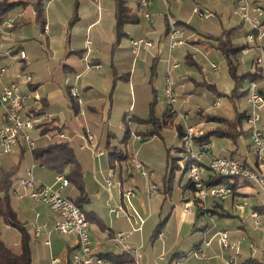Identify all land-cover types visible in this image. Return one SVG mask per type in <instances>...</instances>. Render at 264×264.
I'll return each instance as SVG.
<instances>
[{"label": "crops", "instance_id": "obj_1", "mask_svg": "<svg viewBox=\"0 0 264 264\" xmlns=\"http://www.w3.org/2000/svg\"><path fill=\"white\" fill-rule=\"evenodd\" d=\"M7 1L27 2L26 6H29L30 3L29 0ZM51 1L52 0H48V3L50 4ZM137 1L138 0L135 2V8L133 7V10L137 9L141 13L142 17L149 21L151 19V14L148 9V2L146 4V9L145 6H138ZM253 1L261 4L257 0ZM94 3L95 2L93 1L92 4L95 5V7H93V11H90L88 8L79 9L74 11V13L69 12V10L54 11L52 14L54 22L64 26L62 27L64 28L62 44L60 43V45L53 48L51 60H53L54 55H56V60H54L55 62L52 64L47 62L43 72H39L40 75L37 74L36 76L33 75V72L29 71L27 64L29 55H27L20 43L23 38L22 33L25 31V28H29V26L31 29L34 28L32 26V22L35 21V18L32 16L31 12L24 13L25 9H20L21 7L19 6H17L15 12H11V10L4 13L14 19L11 24H7L5 20L6 18L0 17V57L6 58L8 54H16L19 50L25 52V57L22 59L19 58V65L17 64L12 70H8L5 74L0 76V91L4 85L15 79L18 74L24 72L23 70L28 71V74L31 75V82L27 85V89L32 91L33 96L40 99V109L48 115L50 120H53V124L55 126L61 128L63 133L65 132L64 124L60 123L57 117L49 113L53 106L60 104V107H69L74 114L81 112L83 115H86V112L88 111V115H91L92 118H95L97 111L101 109L103 112L102 124L105 123L106 126H109L110 117L113 113L118 115L119 118L121 115L125 114L126 110L125 105L118 101L119 94L116 90L117 83L119 85H124L127 88L129 95L131 94V89L133 88L134 90V88L138 86L139 89L136 92L139 102L138 106L140 110H144V108H148L151 101L155 99V92L157 87H159L158 84L160 80H162V74L165 70L167 73L168 69L167 61L170 59L169 53L172 51V49H168V46H166L168 44L166 31L169 24H166V29L164 30L165 32H163V35L161 36L164 41L162 40L158 45L155 44L154 39L152 40L147 38L153 41V46L151 48L147 49L142 46L134 47L130 40L138 38H134L130 35L129 37L128 34H138L136 29H141L144 27L145 23L139 21L140 19L137 18V22L133 23L135 24L134 26L126 24L124 27L126 35L117 41L114 30V9L106 12L98 9V6L96 5L98 3ZM144 10L148 12L149 17H145L143 15ZM71 14L72 20L69 22ZM48 16L49 14L47 15V18ZM74 16L75 18L73 19ZM261 20L264 21V17ZM54 22L51 21V19H48L47 21L45 20L44 26H40L41 31L45 34H49L51 31L50 27L53 28V26H56ZM35 23L37 22L35 21ZM150 25L152 26V22ZM242 25L243 24L241 23L238 29V26H233L228 29H220L221 31L219 32H217L218 30L212 32L207 31L200 37L194 36L193 31L188 32L187 30L185 31L181 28L183 30V38L185 39V44L181 46L189 47L194 50L202 48L204 49L205 55L211 54L214 51L220 54L222 59L220 60L221 63H223L224 68L221 70V74L215 75L214 79L216 81L213 82V85H215L214 87L216 91L226 95L231 92L232 88H234V83L231 81L229 76L224 56L221 54V51L215 47V42L212 39L209 40L208 37L220 36V34L224 31H227L230 32V38L232 41L234 43H239L240 41H237V38H239L238 36L240 34L242 36V34H245L247 30L244 29V31L241 32ZM185 32L188 33L186 36ZM147 33H153V31L150 30L147 31ZM49 38L51 39L50 35ZM139 38H141V36ZM241 44L244 45L243 42ZM177 47L173 49H176ZM251 51L252 54H250ZM251 51L248 53H242L240 51L239 54L235 56V58L238 59V62L236 61L238 70L239 66H244L246 59L251 60L253 68L256 67L254 64V58L257 55V49L252 48ZM175 52H178L179 56L184 57L187 53V48L184 50L178 49L175 50ZM147 54L152 59V69H154V73H147V66L149 64L145 58V56H148ZM30 58L32 57L29 56V59ZM0 64L6 65L5 60H0ZM95 64H99L100 66L95 67ZM54 71H56V75H58L61 82L55 81L53 77ZM171 71L175 72L173 77H176L177 79H184V73L181 76V72L180 70H177V68H172L169 71V74H171ZM160 72V80H158L156 77ZM221 79L225 82L224 87H222L223 89L220 88ZM110 83H113V89L109 88ZM72 85L78 89V94L82 99L81 106L75 104L74 99L70 97L68 87ZM79 89H81V91ZM258 89L264 92V75L258 81ZM135 99L136 98H134V101L130 102L127 107L130 108L132 107L131 105H133L132 111L137 105V101ZM35 103L36 101L33 103V100H31L30 105L34 106L36 105ZM178 113L179 112L176 111V113L171 117L173 118L177 116ZM127 117L125 127L128 129L129 122L137 124L138 122H136V120L142 119L135 114L130 116L132 121L129 116ZM182 117L184 122L183 125H180V128H184L185 125H190L186 121L187 116L182 115ZM198 119H200V117ZM216 123L217 122L215 121L209 122L208 124L214 125ZM196 126V130L203 133L217 127H204L201 119L198 120ZM36 132L38 131L36 130ZM52 133L54 132L49 131L45 134L49 136L48 140L50 139ZM106 133V139H108L112 133L110 131ZM124 135L125 129L118 145L115 142L110 141H108L105 145L106 147L107 145L111 146L113 150L120 151V155H122L121 158H116L117 155L110 156L108 153L106 155L104 152L102 154L94 153L92 148L102 149L100 141L95 142V140H92L91 149L78 148V151H76L72 146L75 156L82 168V187L86 199H80L79 201L80 204L85 203L88 207L83 210L89 217L88 229L93 251L101 256H105L106 254L121 253L123 250L113 239L114 234L117 232H129L131 229L133 230L129 235H127L126 242L133 248L142 249L140 257L138 258L139 260L136 264H159V261H164L163 264H170L171 259L175 256V254L178 255L185 253L190 248L198 244L203 236L209 240V244L203 247V252L212 251L210 248L211 241L215 239V233L220 230H206V220L203 217L201 210H199L196 205L193 204L190 206L189 213H185L183 211L184 205L188 202H192L197 195V189L188 187V178L186 183L183 182L180 184L182 176L186 174V172L181 169V166L184 163L183 159H179V164L176 163L179 168L176 169L178 170L177 183L179 188L172 187L173 182L171 179H168L167 181L163 179L162 183H160L162 188H155V181L151 179V177L147 179V176L146 179L142 178L138 173L139 171H137L138 169L132 164L130 167H133L134 173L140 177L136 180L131 173L128 176V180L126 179L127 175L123 172V168L128 167L127 163L131 162L130 157L132 154L137 153V159L141 162L143 167L144 165L145 167L148 165V161L140 155L142 147L147 142H140V144H137V149H135V140L132 138L133 140L129 146L127 145ZM246 135L249 139L248 133ZM209 139L211 142L212 136ZM66 140H68V138ZM45 145L46 144L43 146ZM248 146L251 151L250 139ZM35 148H37L36 144ZM177 148L180 147L178 146ZM12 153L17 155L19 160L17 161V164L14 163L9 167H16L14 175L15 179L10 190V204L16 212L18 220L24 224L29 234L31 264H71L69 261V253L75 245V238L72 235H59L51 231L48 232L51 230L57 216L54 215V213L45 204L32 199L28 195L29 189L25 188L20 182V180L25 176V170L27 169H19L20 160L26 153L23 143L18 142V144L13 147ZM180 153L181 152H179V155H176L174 158L176 159L182 157ZM226 153L228 152L221 151L220 153H217L213 150L212 146L210 148V155L212 156H233L232 154ZM30 155L32 161L31 165L34 164L33 175L35 180L43 184H54L56 172L47 169L44 166L36 165L32 159V152H30ZM236 158L249 166L256 165L255 157L254 159L252 158V161L251 159H248L247 156ZM201 162L205 164L206 160L201 158ZM0 170L8 169L0 167ZM49 171H51L53 175V181L45 180L44 176L48 174ZM151 172L152 171H148L147 175L149 176L150 174L151 176ZM170 175L172 176V173H170ZM110 176L112 178L116 176V178L113 179L115 182L114 185L110 181L111 185L108 188L105 185V179ZM206 177L207 175L204 176V178ZM232 181V183L227 182L228 185L233 187V194L229 198L215 199L210 196H206L204 198L205 205L210 210L212 218H214V216L217 218L233 216L240 218L241 220V216L243 215L241 212L243 209L242 203L251 197L255 191L257 192L259 190L244 180L234 178ZM69 186L70 183L66 186V188ZM66 188L61 191L64 195H66V197L67 195H71L73 198H78L79 191L75 185L69 190ZM129 188L133 191V195H131L129 201H127L122 196V193ZM109 206L123 207L126 212L130 214V219L123 216L115 218L113 214L109 212ZM262 207L263 205H253L250 207V210H256L260 216V214H264V208ZM134 211L141 217V223H139L133 215ZM96 218L100 220L102 226L97 223ZM246 219L247 218H245V220ZM43 223H45L46 226L41 227ZM39 227H41V234L40 236L35 237L34 230ZM157 228V231L162 233L160 237L157 235L158 232L155 233ZM238 228L240 229L237 230L242 232V229L245 227L239 225ZM249 230H254L252 235L247 234L252 240L251 244L253 247L249 248V246H243L240 248L238 254L235 256L237 264H264V221L260 222V224L258 222L257 224L252 218L251 228H249ZM207 233H212L209 238L207 237ZM19 238L20 234L18 235L17 242H19ZM0 239L5 242L2 238ZM45 239L49 240V244H44L43 241ZM17 242H15L16 246L18 245ZM6 244L9 245L8 243ZM181 246L185 249H182ZM159 255H163V259H160Z\"/></svg>", "mask_w": 264, "mask_h": 264}, {"label": "rangeland", "instance_id": "obj_2", "mask_svg": "<svg viewBox=\"0 0 264 264\" xmlns=\"http://www.w3.org/2000/svg\"><path fill=\"white\" fill-rule=\"evenodd\" d=\"M36 0H29V6H26L23 10L24 13L31 12L32 16L35 18V12H34V5L33 3ZM92 0H52L51 3H48V0H45V9H44V17L47 21L48 19H51V21L54 22V18L52 14L54 11H67L73 12L77 11L79 9L88 8L90 11H93V7L95 5L92 4ZM128 5L130 7L135 8V2L136 0H127ZM261 3L264 11V0H257ZM95 4V3H94ZM98 9L103 11H112L114 9V0H99ZM149 5V12L151 14V19L148 21L144 19L141 15V13L135 9V15L137 18H139V21H142L145 23L144 27L141 29H136L138 34H128V36H132L134 38L144 37L149 39H154L155 44L158 45L159 42L163 40L161 36L162 33L165 32L166 24H172L175 23L178 27L183 28L185 31L188 32H194V36L200 37L203 36L207 31L212 32L215 30H218L217 32L221 31L223 28L228 29L233 26H239L241 24V21L239 16L234 13L235 9V1L234 0H148ZM14 7L11 12H15ZM145 8L147 9V5H145ZM22 9V8H20ZM49 9V10H48ZM145 9V10H146ZM48 10V12H47ZM63 13V12H62ZM49 14L48 18L47 15ZM264 15V14H263ZM264 16H262L263 19ZM72 20V14L69 18V22ZM152 22V26L150 23ZM240 22V23H239ZM55 23V22H54ZM238 24V25H237ZM56 26H53V28L50 27L51 31L49 34H45L41 31L40 25L38 23L32 22V26L34 27L31 29L25 28V31L22 33V40L21 45L24 51L27 53L28 56V68L30 72H33L34 76L37 74L40 75L39 72H43L44 67L46 66V63H54L56 60V55H54V59L51 60V55L53 53V48L56 46L62 44V37L64 36V26L59 25L55 23ZM131 26H134L135 24H130ZM188 26V27H187ZM221 29V30H220ZM244 29H247V26L245 24L242 25V31ZM153 31V33H147V31ZM126 32V30H125ZM216 32V33H217ZM188 34L185 32V36ZM244 34V33H243ZM241 34L238 36L239 38L237 41H240L241 43L245 42L244 35ZM49 35L51 36V39L49 38ZM129 36V37H130ZM164 41V40H163ZM239 42V43H240ZM64 44V43H63ZM168 46V44L166 45ZM187 48V53L184 57L179 56L178 52H175V50H184ZM261 48L264 52V36L261 39ZM169 49V47H168ZM55 53V52H54ZM167 53V52H166ZM252 54V51L251 53ZM148 55V54H147ZM170 59H172L173 62L178 63V66L176 67L177 70H180L181 76L184 73V79H177L176 77H173L175 72L171 71L170 74V81L172 82L171 87H173L174 92L176 94V109L179 112L177 116L173 117L172 120L168 123L163 122V114H164V108H165V97H164V90L166 86V78L167 73L166 70L162 74V80H160L161 72L158 73L157 79L160 80L157 90L155 92V102L153 104V107L150 108H144V110L139 109V102H138V96L136 94L139 87H135L131 89V94L129 95L127 88L124 85H119L117 83L116 90L119 94L118 101L121 104H124L126 107L125 114L121 115L118 118V115L115 113L112 114L110 117V124L109 126H106V124H102L103 121V112L101 109L97 111V114L95 115V118H92L91 115H88V111L86 112V115H83V113L78 112L76 114L73 113L71 108L63 106L60 107V104L53 106L49 113L54 115L58 118L60 123H63L64 133L66 139L68 138V142L74 147V150L78 151V146L80 145V135L83 133L84 128H89L90 132L93 135V141L95 142L100 141V146L104 152V154L107 155L108 149L105 146L108 141L115 142L117 145L120 142V139L123 136L124 129H125V123L127 122V116H131L132 114L138 115L142 119L148 117L150 110H152L155 118L159 119L160 122V128H159V135H152L148 136L145 134L147 130H150V124H143V123H133L129 122V129L132 132L141 134L140 140L134 141V147L137 149V144H140V142H147L142 147V150L140 151V155H142L147 161L148 165L143 168H145V171H152L151 176L147 175V179L151 177L155 181V188H162L161 184L163 179L167 181L168 179H171L172 187L173 188H179V185L177 183L178 180V170L172 171V176L170 175V163L172 162L173 158L176 157V155H182L180 158L175 159V163L179 164V159L182 160L184 156L183 151H179L178 147V134L176 127L180 128V125H183V116H187L186 121L193 126V128L197 129L196 124L198 123V120L201 119V121L204 124V127H215L219 126V123H216L214 125H209V122H215L214 120H210V118L214 117H221L227 121H232L235 119L236 115L243 112L244 110H248L249 105L246 102L245 96L236 97L233 99H230L227 97V95H218L216 94L209 86V84H213L216 80L214 79L215 75L221 74V70L224 68L223 63H221V57L220 54L216 53L215 51L211 54H204V49L198 48V50H194L189 47L180 46L176 49H172V51L169 53ZM145 58L148 61L147 66V73H154L153 62L150 56H145ZM191 58V61L188 62L186 59ZM247 58V57H246ZM221 59V60H220ZM0 60L6 62L7 71L12 70L16 65H19V57L18 53L16 54H8V56L5 58L0 57ZM26 60V61H27ZM30 60V62H29ZM238 60V59H237ZM236 60V61H237ZM238 62V61H237ZM212 65H216V69L212 68ZM256 68V67H255ZM251 65V60L246 59V63L244 66H239V72H252L254 69ZM156 70V67H155ZM174 70V69H173ZM176 70V69H175ZM257 70L262 72V69L257 67ZM24 73L28 74V71L23 70ZM55 81L61 82L58 78V75H56V71L53 72ZM26 74L23 76L25 77ZM157 74V71H156ZM22 77L19 82L21 83L22 89H27V83H24V78ZM231 78V77H230ZM26 79V78H25ZM23 81V82H22ZM232 81V79H231ZM154 82V81H153ZM156 82V81H155ZM121 84V83H120ZM228 84V83H227ZM226 84V85H227ZM221 89L224 87L225 82L221 79L220 80ZM215 86V85H214ZM109 88L113 89V83L109 84ZM219 88V87H218ZM81 91V89H79ZM135 93V95H134ZM137 101V105L132 111V107L127 108L130 102ZM153 101V100H152ZM151 101V102H152ZM202 112L203 119L201 118L200 113ZM257 113L259 115L258 125L260 128H262V132L264 134V103L257 108ZM181 114V115H180ZM200 117V119H198ZM49 118V117H48ZM126 118V119H125ZM131 118V117H130ZM48 123L45 125L44 128H48L51 123L53 124V120L47 119ZM132 121V118H131ZM244 130L246 128V123L243 121L242 126ZM110 131L112 135L106 139V132ZM235 134L240 133L239 135L235 136V138H230L227 136H212V141L210 142V148L212 146L213 150L217 153H220L221 151L228 152L226 154H232L235 158L238 157H244L247 156L248 159L252 158L254 159L255 154L251 150H249V139L247 138V135L243 134L240 131V128H236L234 131ZM247 134V133H246ZM31 138L34 140L36 147L41 148L44 147V144H47L48 142V135H40L36 130H32L30 132ZM240 136V137H239ZM101 137V139H100ZM127 145L130 146L131 141L133 140L131 136L125 138ZM80 149V148H79ZM181 150V149H180ZM135 154V153H134ZM137 154V153H136ZM135 154V155H136ZM137 157V156H136ZM256 158V157H255ZM19 158L17 155L10 153H3L0 148V167H3V169H9L10 166H12L14 163L17 164V161ZM31 155L30 151L26 149V153L24 154V157L20 160L19 169L22 168H29L31 166ZM133 165V163H127V168H123V172L127 175L126 179L129 180V175L132 173V176L137 180L138 177L145 178V176L141 175L139 169V175H136L134 173L133 167H130V165ZM131 165V166H132ZM124 166V165H123ZM134 166V165H133ZM178 166V165H177ZM149 167V168H148ZM50 173V174H49ZM48 174H46L45 180H52L53 181V175L51 171H49ZM201 177L204 178L205 175H207V171H200ZM170 175V176H169ZM116 178V176L114 177ZM114 178L111 176L109 177L110 181L114 185ZM234 178H227V182L232 183ZM152 181V180H151ZM187 176L184 174L182 176V181L186 183ZM47 185H52V183H47ZM74 184L70 183V186L66 188L67 190L71 189ZM132 188V187H131ZM133 189V188H132ZM254 193V192H253ZM68 196V195H67ZM69 198L73 199V196L69 195ZM264 203V195L261 193L260 190L251 197H249L247 200H245L242 203L243 209L241 212L243 215L240 218L237 217H224V218H217L214 216L212 219V222L205 223L206 230L208 231L211 229L214 230H225L229 237L232 240H238L239 241V247L248 246L252 240L248 237L247 234L252 235L254 233V230H249L251 228L252 223V216L250 217V207L253 205H263ZM79 206L82 209H87V205L85 203L79 204ZM245 218H247L245 220ZM256 223L260 224V222L264 221V214H260L259 219L255 220ZM239 225H242V227H245L242 229V232H239L240 229L238 228ZM212 233H207V237L209 238ZM18 235L19 231L13 227L6 226L2 220H0V238H2L6 243H8L10 246L15 247L16 243L18 241ZM185 245V244H183ZM183 246H181L182 248ZM222 246L218 242V237L216 236L214 240L211 241L210 248L212 251H206L204 253L205 257L201 260L190 258L186 261V264H226L227 262H230V258L232 256V252L228 249L221 248ZM185 249V248H182ZM142 252V249L139 250ZM231 253V254H229ZM35 257V256H34ZM235 259V258H234ZM139 260V259H138ZM142 263V260H141ZM164 261H159V264H163ZM234 264H237V260L235 259Z\"/></svg>", "mask_w": 264, "mask_h": 264}, {"label": "built area", "instance_id": "obj_3", "mask_svg": "<svg viewBox=\"0 0 264 264\" xmlns=\"http://www.w3.org/2000/svg\"><path fill=\"white\" fill-rule=\"evenodd\" d=\"M98 3V0H93ZM236 13L242 24L247 26V30L244 34V45L241 49L242 53H248L252 48L257 49V55L254 58V64L256 67L262 69L264 75V52L261 48V39L264 36V25L262 24V16L264 14L263 8L257 2L253 0H234ZM138 6H145L148 0H138ZM145 17H149L147 11H143ZM0 17L6 18V22L12 23L14 19L9 17L8 14H2ZM166 37L169 49H173L177 46L185 44L183 38V30L174 23L169 24ZM131 44L134 47L142 46L144 48H151L153 41L147 38L141 37L138 39H131ZM18 57L20 59L25 57V52L18 51ZM167 78L166 86L164 90L165 107L169 114H175L177 109L176 94L170 82V70L176 68L178 63L173 62L171 59L167 61ZM95 67H99V64H95ZM213 69H216L215 65H212ZM257 69V68H255ZM7 66L0 64V76L5 74ZM26 73L22 72L11 80L8 84L4 85L0 91V148L3 153H10L14 146L18 142H22L24 148L32 152L35 148V142L31 138L30 132L35 130L37 124L43 120H47L48 115L40 109V99L33 96L30 89H22L19 80ZM24 83L29 84L31 82V75L26 74ZM26 78V79H25ZM23 82V81H22ZM244 90L246 92V102L249 105L246 110V130L250 139L251 150L256 157V165L249 166L243 161L233 156H212L210 155V141H203L197 143L195 138L203 134L201 131H197L191 125H185L181 135L178 136V146L184 150V158L187 160V165L182 164L181 168L186 172L187 178L193 183L195 189H197V195L192 202H188L184 205L183 211L185 213L190 212V206L196 205L207 224L212 222V214L207 208L204 202L206 196L213 197L215 199H226L233 194V188L228 184H220L208 186L204 182V178L201 177L200 171L206 170L211 174L227 176L244 180L249 184L258 188L264 195V134L258 125L259 115L257 108L264 103V96L258 89V80L249 81L245 84ZM70 97L74 99L75 104L81 106L82 99L78 94V89L74 85L68 87ZM36 101V105L31 106L30 102ZM38 105V108H37ZM50 120V119H49ZM55 138L66 139L65 134L62 131L54 134ZM130 136L134 140H140L141 134L130 132ZM51 137V136H50ZM81 143L78 146L80 149H91L93 135L89 128H84L83 133L80 135ZM94 153L102 154V149H93ZM201 158L206 160L205 164L201 162ZM133 165L139 169L141 175L147 176V171L143 168L141 162L137 159L135 154L130 157ZM34 164L25 170V176L20 180L21 184L29 189L28 195L37 202L45 204L53 213L57 216L51 230L48 232H54L59 235H72L75 238V245L73 246L70 254L71 264H114L109 259L95 253L91 246V238L88 229V220L85 212L68 196L64 195L61 191L69 184L68 179L64 174H56L55 182L52 185L39 183L35 180L33 175ZM105 185L109 188L111 185L110 179H105ZM133 195L131 188L123 191L122 196L129 201L130 196ZM264 208V203H263ZM109 212L113 214L115 218L126 217L130 219V214L121 206H109ZM133 215L136 217L139 223L142 222L141 217L134 211ZM251 216L255 220L259 219V213L256 210L251 211ZM46 226L45 223L41 227ZM41 227L34 230V236L38 237L41 234ZM133 229H131L132 231ZM129 232H117L114 234V240L120 245L124 252H128L136 262L140 257L141 252L139 248H133L126 242V237L131 233ZM159 237L161 232L157 234ZM218 237V242L222 246L221 248L228 249L232 252L230 262L226 264H234L235 256L238 254L240 247L238 240H232L225 230H221L215 233ZM44 244H49V240L45 239ZM209 244V240L205 236L201 238V241L190 248L188 251L182 254L173 256L170 264H186V261L190 258L201 260L205 257L203 247ZM249 248L253 245L250 243ZM160 259H163V255H159Z\"/></svg>", "mask_w": 264, "mask_h": 264}, {"label": "trees", "instance_id": "obj_4", "mask_svg": "<svg viewBox=\"0 0 264 264\" xmlns=\"http://www.w3.org/2000/svg\"><path fill=\"white\" fill-rule=\"evenodd\" d=\"M255 2V1H254ZM27 2H15L7 0H0V14H4L6 12L11 11L14 7L19 6L22 9L25 8ZM34 12H35V21L43 27L45 24V0H36L34 3ZM261 5V4H260ZM262 6V5H261ZM263 8V7H262ZM75 16L73 17V19ZM114 19H115V37L118 41L120 38L125 36L124 27L126 24H133L137 22V17L135 15V11L131 8L127 0H114ZM262 24L264 25V21L262 20ZM239 26L237 27V29ZM209 40H213L215 42V47L221 51V54L224 56L229 76L231 77L234 85L227 97L230 99L245 96L246 92L244 90V86L249 81H259L263 74L254 69L252 72H239L237 68V63L235 56L239 54L241 51L243 44L241 43H234L230 38V32L224 31L220 36H209ZM235 58V59H234ZM188 62L191 61V58L186 59ZM210 88L218 95L220 93L216 91L213 84H209ZM263 96L264 92L260 91ZM226 95V94H223ZM155 99L149 104V107L152 108ZM246 110L236 115L235 119L232 121H227L221 117H212L210 120H214L219 123V127L210 129L208 132L203 133L200 136L195 138L197 143L203 141H209L211 136H227L230 138H235V136L239 135L240 133L235 134L236 128H240V131L246 135L247 130L243 129L242 122H245L246 118ZM163 122L168 123L172 118L173 114H169L167 108H164L163 114ZM201 118L203 119L202 112ZM172 120V119H171ZM52 121V119H51ZM136 122L143 123V124H150V130L145 132L146 135H159V128H160V120L155 118L152 110H150L148 117L145 119H137ZM48 123L47 120L41 121L37 124L36 130L40 135H45L49 131H53L54 133L51 134V137L48 143L41 148H34L32 150V159L33 162L38 166H44L47 169L53 170L56 174H64V176L68 179L69 183H73L75 187L79 191L78 198H73L72 200L79 206L80 199H86L85 193L82 187V168L80 163L78 162L72 145L66 139H58L55 138L54 134L61 131V128H58L55 125H51L48 128H44L45 125ZM178 136L181 135L183 128L176 127ZM130 135V130L125 127V135L124 137L127 138ZM24 147V146H23ZM26 149V148H24ZM108 154L110 156L117 155L116 158H121L122 155L120 151L113 150L111 146L107 145ZM181 149V150H180ZM179 151H183V148L180 147ZM185 154V153H184ZM184 166L187 165V160H185L183 156ZM170 165V173L173 170L179 169L175 163V158L172 160ZM182 169V168H181ZM184 171V170H183ZM16 172V167H11L8 170H0V220L6 225L16 228L19 231L20 238L17 246L12 247L7 245L0 239V264H31V250H30V238L29 234L22 222H20L16 216V212L11 207L10 204V190L12 187V183L15 179L14 175ZM55 174V175H56ZM227 178L221 175L211 174L207 172V177L204 178V182L208 186L213 185H220V184H227ZM187 185L190 188H194L193 183L191 181H187ZM233 188V187H232ZM80 207V206H79ZM81 208V207H80ZM263 208V207H262ZM82 209V208H81ZM83 210V209H82ZM84 211V210H83ZM85 212V211H84ZM86 218L88 220V214L85 212ZM97 223L102 226L100 220L96 218ZM158 228L156 229L155 233H157ZM104 257L109 259L114 264H135L134 259L128 252L122 251L119 254H106Z\"/></svg>", "mask_w": 264, "mask_h": 264}]
</instances>
